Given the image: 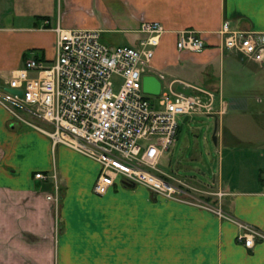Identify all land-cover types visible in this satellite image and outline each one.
Listing matches in <instances>:
<instances>
[{
    "label": "crops",
    "instance_id": "obj_1",
    "mask_svg": "<svg viewBox=\"0 0 264 264\" xmlns=\"http://www.w3.org/2000/svg\"><path fill=\"white\" fill-rule=\"evenodd\" d=\"M143 19L163 27L153 68L166 80L211 90L215 109L222 108L211 114L216 159L204 185L222 194H195L229 218L118 179L95 193L92 158L51 146L37 128L43 125L0 105V264H264V238L249 247L236 239L237 222L264 234V59L220 48L217 31L224 19L264 31V0H0V74L31 54L52 57L56 21L100 33L134 32L122 40L135 44ZM185 27L204 37L203 50L175 47ZM245 78L253 79L243 84ZM37 170L55 172L56 209L45 197L53 180L34 177Z\"/></svg>",
    "mask_w": 264,
    "mask_h": 264
},
{
    "label": "built area",
    "instance_id": "obj_2",
    "mask_svg": "<svg viewBox=\"0 0 264 264\" xmlns=\"http://www.w3.org/2000/svg\"><path fill=\"white\" fill-rule=\"evenodd\" d=\"M50 29L54 33L52 57L31 54L7 74H0V105L13 115L23 110L42 120L44 125L37 128L51 146L63 144L92 158L97 163L92 182L95 193H103L118 179L229 218L219 206L195 194L199 190L219 197L221 191L195 188L156 166L178 134V118L183 115V121L192 113L219 112L211 90L178 79L166 80L151 65L162 25L143 19L135 44L114 45L104 42L96 28L63 27L56 21ZM217 31L220 48L255 62L264 59V31L233 27L227 19ZM174 44L178 50L200 52L207 43L198 31L185 27L177 31ZM144 74L158 78L156 94L142 90ZM179 81L182 86L176 88ZM33 176L53 180L52 191L45 197L56 209L59 190L55 172L37 170ZM237 223L240 231L236 239L245 246L255 238H264L256 228Z\"/></svg>",
    "mask_w": 264,
    "mask_h": 264
},
{
    "label": "rangeland",
    "instance_id": "obj_3",
    "mask_svg": "<svg viewBox=\"0 0 264 264\" xmlns=\"http://www.w3.org/2000/svg\"><path fill=\"white\" fill-rule=\"evenodd\" d=\"M126 35L132 36L134 32L107 30L100 33L101 39L111 45L123 44L122 38ZM235 79L236 81L238 80V78ZM252 79H243V84L252 82ZM218 109L220 110L219 112L222 111L221 106ZM17 112L29 120L44 125L37 116L23 110H18ZM182 116L178 118V124H181V127L178 129L176 138L163 151L156 166L171 175L181 178L190 185L199 184L200 189L207 191L208 187L204 185L209 182L208 179H210L212 174V168L215 166L213 162L216 159L214 144L210 138L214 125L213 116L211 114L192 113L181 121ZM193 186L195 187V184ZM201 194H204V192H201ZM56 227L57 215L54 213L53 233L56 232Z\"/></svg>",
    "mask_w": 264,
    "mask_h": 264
},
{
    "label": "water",
    "instance_id": "obj_4",
    "mask_svg": "<svg viewBox=\"0 0 264 264\" xmlns=\"http://www.w3.org/2000/svg\"><path fill=\"white\" fill-rule=\"evenodd\" d=\"M159 86H160V82L158 80V78L153 75V74H144L141 77V88L143 91L147 92V93H152V94H156L159 91ZM12 91H17L19 92V90L14 89V88H10ZM186 116L183 117V119H185ZM211 141L215 142V135H214V128L212 130L211 133Z\"/></svg>",
    "mask_w": 264,
    "mask_h": 264
}]
</instances>
